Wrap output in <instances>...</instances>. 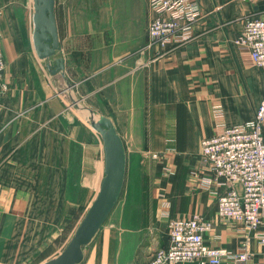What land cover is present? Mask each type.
Wrapping results in <instances>:
<instances>
[{
    "label": "crops",
    "instance_id": "crops-1",
    "mask_svg": "<svg viewBox=\"0 0 264 264\" xmlns=\"http://www.w3.org/2000/svg\"><path fill=\"white\" fill-rule=\"evenodd\" d=\"M60 1L68 3L70 25L66 33L59 30L55 0L59 50L51 61L62 59L64 78L50 74L47 62L34 54L32 13L1 11L0 264H42L55 257L46 259V251L84 217L104 168L101 137L86 123L91 113L108 118L123 140V134L146 128L149 147H157V153L175 147L177 153L166 160L173 167L159 173L163 187L149 189L141 181L135 202L126 154L122 192H129L127 201L119 197L79 264H148L166 243L165 214L211 222L204 242L231 253L248 237L247 264H264V245L254 237L264 218L261 229L249 234L224 224L217 216V194L199 187L205 174L199 169L200 142L214 131L208 61L214 52L227 50L224 41L232 40L246 20H264V0H196L200 15L192 26L194 38L176 47L148 40V0ZM111 29L118 37L102 41ZM136 30L145 39L130 40ZM236 51V68L247 80L256 75L258 82L252 96L251 85L244 81L239 87L234 75L222 86L219 82L228 125L251 120L264 92L261 70H242ZM215 60L221 61L216 55ZM246 97L254 98L253 109L244 105L240 112Z\"/></svg>",
    "mask_w": 264,
    "mask_h": 264
},
{
    "label": "built area",
    "instance_id": "built-area-1",
    "mask_svg": "<svg viewBox=\"0 0 264 264\" xmlns=\"http://www.w3.org/2000/svg\"><path fill=\"white\" fill-rule=\"evenodd\" d=\"M148 7L152 12L147 26L151 43L176 47L194 38L192 26L200 15L196 0H148ZM1 37L0 31V42ZM233 40L247 48L264 82V20H246ZM2 69L0 46V73ZM211 116L213 134L200 142L199 169L205 174L199 178V187L217 194L220 222L249 234L261 229L264 218V92L251 120L228 125L218 104L212 105ZM149 157L160 162L165 153L154 152ZM164 218L166 243L154 252L148 264H247L248 237L238 252L231 253L204 242V235L212 230L213 224L198 215L171 218L165 214ZM254 237L258 245H264V228Z\"/></svg>",
    "mask_w": 264,
    "mask_h": 264
},
{
    "label": "water",
    "instance_id": "water-1",
    "mask_svg": "<svg viewBox=\"0 0 264 264\" xmlns=\"http://www.w3.org/2000/svg\"><path fill=\"white\" fill-rule=\"evenodd\" d=\"M33 25L31 44L35 56L47 62L46 68L52 75L64 78V65L60 58L54 59L59 50L57 26L54 15L55 0H32ZM67 86L68 83L66 82ZM75 105V101H71ZM75 108L80 110L78 106ZM88 127L100 135L104 154L103 177L98 193L91 202L84 217L76 227L63 250L42 264H79L86 247L116 206L121 195L125 173L126 153L122 139L112 122L103 116L90 114L86 119Z\"/></svg>",
    "mask_w": 264,
    "mask_h": 264
},
{
    "label": "rangeland",
    "instance_id": "rangeland-1",
    "mask_svg": "<svg viewBox=\"0 0 264 264\" xmlns=\"http://www.w3.org/2000/svg\"><path fill=\"white\" fill-rule=\"evenodd\" d=\"M100 1L102 2V0ZM110 2L112 4V0H110ZM6 7H13L15 8L17 12H20V11L28 12L29 11L33 13V1L32 0H0V11H2L3 8H6ZM94 10H95L94 14H98L97 5L94 7ZM68 12H69L68 3L61 2L60 0H58V4L55 9V14L58 20L57 24H58L59 30L61 32L63 30V32L65 33H66V27L70 25L67 19ZM102 17H105V13L102 15ZM139 31L140 30L138 31L136 30L132 36H129L130 37L129 39L133 41H138V42L141 41L142 38L145 39L144 36H141L140 34L137 33ZM102 37H103L102 41H111L113 37H118V35L114 36L113 29H111V30H107L106 33L102 35ZM233 39L224 41L225 43H223V46L225 47V49H227L225 50V52L224 51L214 52V57L212 58V60L208 61V63L211 62L210 64H208V78L209 76L211 77L210 82L208 81V85H210L214 89L212 105H215V104L221 105L223 109H225L226 107L223 101V98H222L223 94L221 93L220 90L219 92L216 89L218 88L217 86L219 82H221L220 86H222L223 81L225 80L226 77H230L231 75L232 76L234 75L237 77L239 87H243L244 81H247L251 85L252 87L250 90L251 96L253 93L254 94L256 93L257 82H258V78L256 77V75L255 77H253V79L250 77V80L249 79L247 80L245 74H242L240 69L236 68L235 65H237L238 67V64L237 63L235 64L234 59H232V57L235 58L234 53H233L234 49L235 51L237 50L236 56H237V59H239V62L241 64L240 67L242 70L249 71V70L257 69L249 57L247 48L243 45L236 44ZM238 49H240L241 51H239ZM243 54H244L245 59L242 57ZM215 55L220 57L221 59L220 63L218 62V64H216ZM242 97L243 96L241 95L240 98ZM253 100L254 98L253 99L252 98L247 99V97L244 98L245 103L239 107L240 112L243 111L244 105H246L247 107H249L250 110H252ZM257 102L258 100H256V104ZM254 104H255V101H254ZM117 118L121 119V117L119 116H117ZM118 122H119V125H121L120 121ZM149 136H150V132L146 128L144 130L129 131L126 134V138H125V134H123L124 140L122 139V142H124L125 152L128 155V171H129L128 178L129 180H131V184H132V191L130 193L132 202H135L137 200V195L140 196V182L141 181H143L144 186H148L149 189L150 188L152 189V186L153 187L159 186V188L163 187L161 182L162 181L164 182L165 179L161 178L159 173L162 172V170L163 171H165L166 169L169 170V168L167 167H173V165L166 162V160L170 156L174 155L175 151L177 153V149H175L174 151L175 147L174 148L173 147L172 148H161V151L165 153V158H163V160L160 162L152 160L149 157V155L151 153L157 152V150L159 151V149L157 147L148 146ZM165 162L166 164H164ZM167 173H171V172L169 171V172H166V174ZM128 193L129 192L125 193V191L121 193L120 202H123L125 200V195H127ZM156 200L158 199L156 198ZM125 201H127V199ZM75 228L76 227H70L66 231V233L62 237H60V239L57 240L55 244H53L46 251V255H45L46 259L47 258L49 259V257H52V256H56L57 254L61 252V250H63V248L67 245L70 238L72 237Z\"/></svg>",
    "mask_w": 264,
    "mask_h": 264
}]
</instances>
